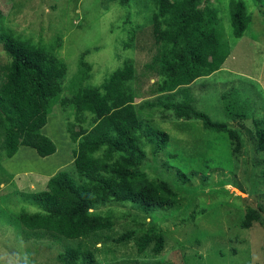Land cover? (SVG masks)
<instances>
[{
	"label": "rangeland",
	"instance_id": "374dc122",
	"mask_svg": "<svg viewBox=\"0 0 264 264\" xmlns=\"http://www.w3.org/2000/svg\"><path fill=\"white\" fill-rule=\"evenodd\" d=\"M155 1L0 0V35L46 48L66 63L61 98L81 87L100 86L133 61V88L145 132L154 127L168 135L163 148L144 141L140 169L150 180L168 182L181 203L150 214L130 203L101 206L99 212L115 221L113 231L82 242L94 252L95 264H264V152L256 150L252 138L253 120L264 117V9L257 0H241L251 22L243 37L236 38L230 0L201 4L219 12L229 53L219 70L189 85L190 94L196 109L241 133L244 145L234 154L227 133L206 130L200 120L179 118L163 107H141L156 98L161 44L151 25ZM4 56L0 38V62ZM83 64L91 68L86 71ZM54 111L42 129L57 146L52 156L42 158L21 147L12 159L3 160L5 135L0 129V264H61L58 255L80 242L52 236L27 240L20 222L21 213L38 211L20 193L46 190L59 171L78 179L64 115L72 111L65 112L60 103ZM249 209L261 211V219L244 229ZM152 226L162 229L166 239L159 255H139L134 241L116 242L127 230Z\"/></svg>",
	"mask_w": 264,
	"mask_h": 264
},
{
	"label": "trees",
	"instance_id": "16d2710c",
	"mask_svg": "<svg viewBox=\"0 0 264 264\" xmlns=\"http://www.w3.org/2000/svg\"><path fill=\"white\" fill-rule=\"evenodd\" d=\"M116 1L129 4L131 0ZM257 1L264 9V0ZM155 2L151 25L154 40L161 44L156 98L141 107H163L179 118L200 120L206 130L227 133L233 153H238L244 145L241 133L196 109L190 94L189 85L219 70L229 53L228 45L222 42L224 26L219 12L210 6L202 8V0ZM229 10L233 35L241 38L251 22L245 3L230 0ZM0 38L6 58L0 62L3 160L13 158L21 147L34 149L42 158L54 155L57 146L42 129L58 103L65 112L68 108L72 111L64 115L78 179L67 171H59L49 179L46 190L20 193L25 202L38 207L36 213L20 214L25 239L52 236L80 241L58 255L60 263L95 264L94 252L82 240L113 231L115 224L112 215L99 212L101 206L130 203L150 214L181 203L168 182L150 180L140 169L145 158L144 141L148 138L147 142L163 148L168 135L154 127H149L148 134L145 132L133 88V61H126L100 86L81 87L71 97L61 98L62 80L68 72L66 63L46 48L6 33ZM85 66L86 71L91 68L88 64L82 68ZM83 75L87 73L83 71ZM72 116L75 121H70ZM253 127L256 150L264 152V117L255 118ZM260 219L261 211L249 209L241 227L249 229ZM130 241H134L139 255L147 251L159 255L166 243L162 229L155 226L130 229L116 239L119 244Z\"/></svg>",
	"mask_w": 264,
	"mask_h": 264
},
{
	"label": "crops",
	"instance_id": "0c3cea01",
	"mask_svg": "<svg viewBox=\"0 0 264 264\" xmlns=\"http://www.w3.org/2000/svg\"><path fill=\"white\" fill-rule=\"evenodd\" d=\"M12 159V158H11Z\"/></svg>",
	"mask_w": 264,
	"mask_h": 264
}]
</instances>
